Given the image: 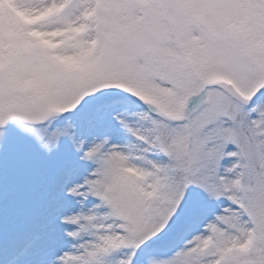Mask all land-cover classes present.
<instances>
[{
	"label": "snow or ice",
	"instance_id": "obj_1",
	"mask_svg": "<svg viewBox=\"0 0 264 264\" xmlns=\"http://www.w3.org/2000/svg\"><path fill=\"white\" fill-rule=\"evenodd\" d=\"M0 264H264V0H0Z\"/></svg>",
	"mask_w": 264,
	"mask_h": 264
}]
</instances>
